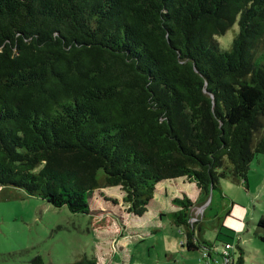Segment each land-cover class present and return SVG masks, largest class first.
Wrapping results in <instances>:
<instances>
[{
  "label": "trees",
  "instance_id": "1",
  "mask_svg": "<svg viewBox=\"0 0 264 264\" xmlns=\"http://www.w3.org/2000/svg\"><path fill=\"white\" fill-rule=\"evenodd\" d=\"M236 23L223 47L217 36ZM257 153L264 0H0V188L109 228L116 216L105 206L118 200L102 187L120 185L140 217L167 179L195 182L204 197L224 177L247 184ZM173 202L181 245L212 258L195 201ZM237 245L234 264H244ZM30 264L52 263L38 254Z\"/></svg>",
  "mask_w": 264,
  "mask_h": 264
},
{
  "label": "rangeland",
  "instance_id": "2",
  "mask_svg": "<svg viewBox=\"0 0 264 264\" xmlns=\"http://www.w3.org/2000/svg\"><path fill=\"white\" fill-rule=\"evenodd\" d=\"M238 28L236 23L217 36L223 47L230 45ZM247 184L224 177L220 188L204 197L195 182L167 179L158 184L154 202L140 217L125 210L120 185L102 187L118 203L104 205L116 221L101 229L94 228L88 214L54 206L23 189L0 188V264H30L38 254L52 264H74L85 256L96 257L100 264H206L201 250L186 253L183 230L168 216L178 209L173 198L183 194L195 201L197 231L201 225V236L214 243L213 258L222 261L224 243L232 241L234 255L240 253L237 244L244 249V264H264V230L257 225L264 216V153L252 160ZM99 198L98 194L91 198L97 214L103 213ZM142 229L150 231L138 233Z\"/></svg>",
  "mask_w": 264,
  "mask_h": 264
},
{
  "label": "built area",
  "instance_id": "3",
  "mask_svg": "<svg viewBox=\"0 0 264 264\" xmlns=\"http://www.w3.org/2000/svg\"><path fill=\"white\" fill-rule=\"evenodd\" d=\"M234 243L232 241L226 242L224 244L223 250L221 252L222 261H220L218 258H210L209 253L206 249L202 251V255L205 258L211 259L209 262L210 264H234L235 257H234Z\"/></svg>",
  "mask_w": 264,
  "mask_h": 264
},
{
  "label": "crops",
  "instance_id": "4",
  "mask_svg": "<svg viewBox=\"0 0 264 264\" xmlns=\"http://www.w3.org/2000/svg\"><path fill=\"white\" fill-rule=\"evenodd\" d=\"M160 217H161V212H160ZM155 230H156V229H154V231H155ZM142 231H143V229H142L141 231L139 230L138 233H140V232H142ZM148 231H150V230H149V229H145L143 232H144V234H145V233H147ZM142 235H143V234H142ZM136 239H139V237L136 236ZM184 247H185V246H184ZM185 251H186L187 254H194V253H195V252H193V251H189V250H187V248L185 249ZM196 252H197V251H196ZM201 253H202V251H201ZM212 255H213V254H212ZM166 256H168V255L166 254ZM200 256H201V257H200L201 260L205 261L206 264H210V262H209V258H207V259H208V260H207L206 257L204 258L202 254H201Z\"/></svg>",
  "mask_w": 264,
  "mask_h": 264
}]
</instances>
